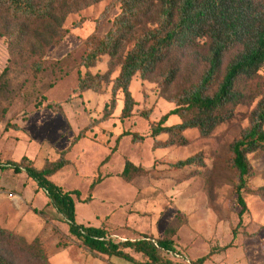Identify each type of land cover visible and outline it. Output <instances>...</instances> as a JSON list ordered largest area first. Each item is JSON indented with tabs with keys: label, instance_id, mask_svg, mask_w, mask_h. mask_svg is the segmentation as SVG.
<instances>
[{
	"label": "rangeland",
	"instance_id": "1",
	"mask_svg": "<svg viewBox=\"0 0 264 264\" xmlns=\"http://www.w3.org/2000/svg\"><path fill=\"white\" fill-rule=\"evenodd\" d=\"M75 1L79 8L68 12L65 19L29 25L17 44L7 34L0 37V74L11 65L9 85L0 91V160L22 162L26 157L24 163L41 168L70 147L65 154L68 165L51 180L64 189H79L82 199L92 195L88 202L76 199L78 223L107 225L115 240L143 235L162 237L168 225L180 223L174 241L181 254H165L176 264H186L189 259L208 253L211 247L231 242L232 246L213 254L205 264H264V197L253 192L264 186V151L249 154L254 172L247 177V188L242 190L247 206L242 217L237 175L228 165L231 143L250 125L251 113L262 97L258 83L264 79V67L253 83H240L246 93L245 102L232 105L234 116L230 120L217 125L208 136L190 128L184 132L185 144L157 147L156 139L166 140L168 134L147 136L150 127L176 107L168 96L202 74L206 41L202 40L197 52H192L195 65L189 69L184 62L176 81L162 94L159 72L148 79L136 74L131 84L137 101L132 115L121 116L123 95L119 93L113 114L99 120L110 101L111 84H105L102 93L86 90L73 94L80 75L86 71L78 63L86 53V38L92 33L103 36L121 6L115 4L105 11L112 0ZM253 1L264 9V0ZM20 25L7 13L0 14L3 31H14ZM236 52L226 56L222 74ZM68 53L73 59L69 69L50 67L42 74L31 73L34 61L61 59ZM107 60L105 57L92 71H106ZM114 69L112 78L119 72L116 62ZM48 101H62L64 113L48 108ZM149 107L153 108L152 113L145 117L142 111ZM181 120L178 115H170L165 124ZM90 124L74 143V138ZM124 131L144 138L134 141L132 134L120 137ZM199 152L204 157L200 171L171 164ZM126 160L151 171L126 181L120 176ZM99 175L102 182L90 192L91 183ZM48 202L46 192L27 172L0 169V226L28 244L38 240L43 250L40 255L15 239L4 238L0 239L1 253L16 264H131L119 258L109 263L104 256L92 254L69 232L63 216ZM129 252L143 259L140 254Z\"/></svg>",
	"mask_w": 264,
	"mask_h": 264
},
{
	"label": "trees",
	"instance_id": "2",
	"mask_svg": "<svg viewBox=\"0 0 264 264\" xmlns=\"http://www.w3.org/2000/svg\"><path fill=\"white\" fill-rule=\"evenodd\" d=\"M75 2L0 0V14L7 13L11 19L21 22L11 32L0 28V37L7 34L10 41L17 44L16 41L23 40L29 25L62 21L68 12L79 8ZM115 4H120L121 11L115 16L109 30L103 36L92 33L85 40L86 53L78 64L84 66L86 71L83 76L80 75L73 89V94H82L86 90L102 93L105 91V84H111L110 101L106 103L99 120H106L113 114L119 93L123 95L121 116L126 118L132 115L137 101L132 94L131 84L136 74L142 79H148L159 72L162 75L160 94L166 91L176 81L184 62L189 69L195 65V55L192 52H197L202 40L206 41L207 46V54L204 56L206 66L202 74L168 96L167 99L175 102L176 107L157 123H153L147 136L168 134L166 140L156 139L157 147L185 144L187 139L184 132L187 129L197 128L202 135L208 136L217 125L234 116L232 105L245 102L246 98L240 83H253L264 67V9L258 8L253 0H112L105 11ZM144 20L148 23L145 24ZM234 50L237 52L222 74L225 58ZM105 57H108V69L93 72L92 68L103 62ZM72 62L71 54L68 53L61 59L36 60L30 70L34 75L45 73L50 67L65 71ZM115 62L119 72L112 78ZM10 67L11 65L6 66L0 74V91L9 85ZM258 85L262 97L251 113L250 125L231 143V156L228 158V165L237 175L238 202L242 206L240 217L247 209L242 190L247 188V177L254 172L249 154L264 151V79ZM46 106L64 113L62 101H48ZM152 110V107L146 108L142 114L149 117ZM170 115H178L182 120L166 125L165 121ZM90 126L91 124L82 129L73 142H77ZM126 134H132L134 141L144 138L143 135L130 131H124L120 137ZM69 148L64 149L58 159L47 161L41 168L29 162L24 163L27 159L23 157L22 162L0 160V169L27 172L38 187L46 192L48 204H52L63 216L69 232L92 254L104 256L109 263L112 259L119 258L131 264H176L165 254H181L174 241V236L181 227L180 223L168 225L162 237L143 235L140 238L115 240L107 225L94 226L77 222L76 199L88 202L92 195L82 199L79 189H64L51 180L54 174L68 165L69 160L65 154ZM171 164L177 168L193 167L200 171L204 157L199 152ZM150 171V168L126 160L120 176L131 181L135 176ZM102 180V176H97L89 191L92 192ZM253 192L264 197V186ZM236 233L237 227L234 229L235 237ZM4 238L10 241L15 239L24 247L42 255L43 250L38 240L28 244L22 237L0 226V239ZM230 246L232 242L211 247L208 253L189 259L186 264H205L213 254ZM129 251L140 254L143 259H137ZM0 264L16 263L0 251Z\"/></svg>",
	"mask_w": 264,
	"mask_h": 264
}]
</instances>
